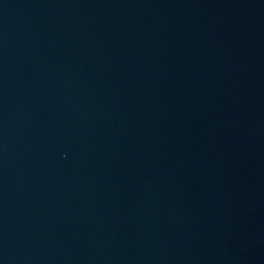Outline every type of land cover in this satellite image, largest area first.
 <instances>
[{"label":"water","instance_id":"obj_1","mask_svg":"<svg viewBox=\"0 0 264 264\" xmlns=\"http://www.w3.org/2000/svg\"><path fill=\"white\" fill-rule=\"evenodd\" d=\"M0 264H264V0H0Z\"/></svg>","mask_w":264,"mask_h":264}]
</instances>
